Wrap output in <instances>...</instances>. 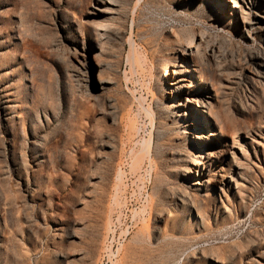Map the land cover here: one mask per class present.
Instances as JSON below:
<instances>
[{
    "label": "rangeland",
    "instance_id": "obj_1",
    "mask_svg": "<svg viewBox=\"0 0 264 264\" xmlns=\"http://www.w3.org/2000/svg\"><path fill=\"white\" fill-rule=\"evenodd\" d=\"M185 30L209 41L185 66L211 102L196 188L164 177L189 152L159 74ZM0 264H264V0H0Z\"/></svg>",
    "mask_w": 264,
    "mask_h": 264
},
{
    "label": "bare ground",
    "instance_id": "obj_2",
    "mask_svg": "<svg viewBox=\"0 0 264 264\" xmlns=\"http://www.w3.org/2000/svg\"><path fill=\"white\" fill-rule=\"evenodd\" d=\"M228 8H232V7L228 6ZM112 23L113 22L108 21V23L105 26L110 28ZM185 35L187 36L185 39L183 38V36H178L176 38L175 46H169L164 59L160 63L159 74L162 77L169 76L168 77V80H170L168 82L169 90L165 92V94L166 93L169 94L168 99L170 100V103L167 105V110L171 114L169 115V119L171 120L169 123L170 125L172 124L171 126L175 128L176 126H178L180 130L182 128L185 129L184 131L179 130L177 131V133L179 135H182L183 140H186L188 142L189 152L185 155H182L181 150L174 151L172 153V157L167 158L166 164L164 166L165 167L164 177L169 179L171 177H174L177 173H181V175L185 176V179L191 181L189 186L191 187L193 186L196 188L199 185H201L204 181H206L205 179H207V182H210L211 180L210 178L208 179V175L206 173V169H207L206 162L204 161V154H205V150L207 149L208 142H206L205 140L207 137L206 133L204 131H200L202 128L201 125L199 127V131H197L196 134L194 132L188 131V129H192V128L194 129V131H196V126L199 125L197 123L195 124L192 123L191 125L189 119H190V116L191 118H193L192 116L195 113H197L199 120H201L202 122H205L206 118L202 114L198 113V110H197L198 103H202V104L208 103L209 104L211 102L209 101L208 96H206L204 91L201 90V87L198 88L194 86L196 88L194 91L193 90L189 91L188 89H186V87L190 88L191 85H190V81L188 80L187 73H186L189 71L188 70L189 67H185V66L186 65L189 66V60L190 62H196L198 59L202 60V58L204 57V53H202L201 44L206 42V44L209 46V41H206V39H200V40L197 39V41L194 42L193 40H194L195 34L190 30H185L184 36ZM134 49H133V55L134 56L137 55L138 56L137 58H139L138 60H140L141 63L144 62L145 60L143 61V59L145 58V56L144 58H142V52L140 55V52H138L137 50L138 48L136 49L134 47ZM189 51L191 53V56L188 59ZM135 61L137 62V59ZM145 63L146 62H144V64ZM144 64L142 63V65ZM140 67H141V64H140ZM194 70H196V68H194ZM202 76L203 75H201V77ZM138 99L140 101H145L143 96H140ZM206 100H208L209 102ZM142 104L144 105V102ZM211 112H212L211 108L207 109V113H211ZM146 114L150 117L151 122L153 123L155 121L156 112H154L153 108L150 105L146 109ZM214 114H216L217 116V112ZM213 119L217 122L216 117ZM169 123L166 122L164 125L166 126ZM213 131H214L213 134H211L213 136L223 135V132L220 129V127L217 129H213ZM179 144L182 145V143H179ZM140 145H141L140 149L138 150V152H135L132 160L137 161L139 158L143 156V152L150 149V147L152 146V135H150L148 138H143ZM136 163H140L139 160L137 162L133 161V165H131V167H134L135 166L134 164ZM149 163H150V160H149ZM122 172L123 171L121 169L117 171V174H116L117 180L121 178ZM114 199H115V196H114ZM173 199L174 198L172 199L163 198L159 202L158 206H156V209L154 211L155 219H156L155 221H158L159 219L163 218L164 212H170L172 210L171 206L172 204H175L173 203ZM117 201L119 202L118 199L116 200V202ZM185 204H186V197H184L183 200L179 202V205H178L179 208H177V210L175 209V211H177V213H179L180 215H184V211H185L184 205ZM142 210H145V207ZM110 226L111 225H109V227Z\"/></svg>",
    "mask_w": 264,
    "mask_h": 264
}]
</instances>
